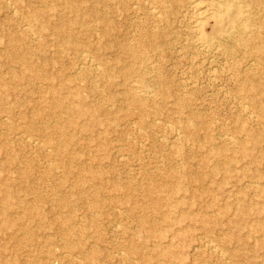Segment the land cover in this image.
<instances>
[{"label": "rangeland", "instance_id": "obj_1", "mask_svg": "<svg viewBox=\"0 0 264 264\" xmlns=\"http://www.w3.org/2000/svg\"><path fill=\"white\" fill-rule=\"evenodd\" d=\"M186 1L0 0V264H264V60Z\"/></svg>", "mask_w": 264, "mask_h": 264}, {"label": "bare ground", "instance_id": "obj_2", "mask_svg": "<svg viewBox=\"0 0 264 264\" xmlns=\"http://www.w3.org/2000/svg\"><path fill=\"white\" fill-rule=\"evenodd\" d=\"M247 1L249 0H187L180 6L183 9H179L182 14L181 18L183 17L184 20L187 19L189 24L186 29L188 35L186 41L193 44V46H199L200 51L201 49L210 52L217 51L218 54L223 53L226 48L225 44L231 45L228 46V51L231 52L248 45L251 46V55L253 57L264 60V36L261 33V29H264V22L257 18L258 12L264 9V0H250L251 4ZM153 5H150L152 6L150 7L151 12L157 22H161L164 16L161 15L160 11H156L157 7ZM250 25L253 27L252 29H249ZM22 63L26 65L24 71L21 72V78H24L31 69L30 65H27L26 60H23ZM89 63L90 65H88L91 71H97L101 75L105 74V70L102 71L98 64L97 66L92 61ZM153 69L151 70L153 71ZM146 82L140 81L141 84H137L132 80V82L126 84L127 89L139 102H147L150 100L151 95H149ZM167 95L168 91L165 90L163 96ZM252 102L260 109H264L263 99L254 98ZM178 136L180 135L178 134ZM232 140L235 141V139ZM244 146L242 143L239 144L241 149ZM210 151L215 155L219 154L215 149H211ZM10 197L11 193L5 194L4 199L6 205L8 204L7 199Z\"/></svg>", "mask_w": 264, "mask_h": 264}]
</instances>
